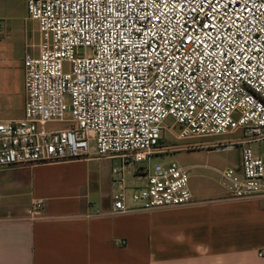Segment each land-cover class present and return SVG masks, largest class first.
I'll return each instance as SVG.
<instances>
[{
    "label": "built area",
    "instance_id": "obj_1",
    "mask_svg": "<svg viewBox=\"0 0 264 264\" xmlns=\"http://www.w3.org/2000/svg\"><path fill=\"white\" fill-rule=\"evenodd\" d=\"M28 10L38 55L24 60L23 117L0 118V170L118 159L112 212H150L194 203V166L143 162L239 149V166L221 172L225 197L264 199V0H28ZM43 208L34 201L32 219Z\"/></svg>",
    "mask_w": 264,
    "mask_h": 264
},
{
    "label": "crops",
    "instance_id": "obj_2",
    "mask_svg": "<svg viewBox=\"0 0 264 264\" xmlns=\"http://www.w3.org/2000/svg\"><path fill=\"white\" fill-rule=\"evenodd\" d=\"M92 159L0 170V264H264V199L193 193L192 205L114 214L113 166L96 191Z\"/></svg>",
    "mask_w": 264,
    "mask_h": 264
},
{
    "label": "rangeland",
    "instance_id": "obj_3",
    "mask_svg": "<svg viewBox=\"0 0 264 264\" xmlns=\"http://www.w3.org/2000/svg\"><path fill=\"white\" fill-rule=\"evenodd\" d=\"M0 118L19 119L24 115L26 103L25 65L27 55L37 56L40 43L39 25L30 19L28 0H0ZM69 117V114L67 115ZM166 125L173 120L167 119ZM60 128L64 124H54ZM169 145H179L174 135L166 133ZM218 139L196 140L208 144ZM240 150L215 151L198 149L181 151L164 156L152 157L141 165L154 167L158 164H171L192 167L190 186L193 193H223L221 172L240 164ZM90 169L93 173L92 189L110 188V168L118 165V159H92ZM89 169V168H88ZM86 173V172H85ZM88 173V172H87ZM86 173V177L88 174ZM105 205L110 201L105 200Z\"/></svg>",
    "mask_w": 264,
    "mask_h": 264
}]
</instances>
